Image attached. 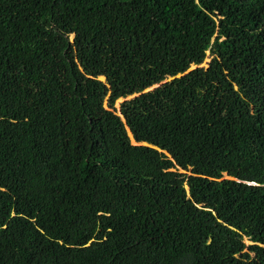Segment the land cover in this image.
Listing matches in <instances>:
<instances>
[{
  "label": "trees",
  "instance_id": "1",
  "mask_svg": "<svg viewBox=\"0 0 264 264\" xmlns=\"http://www.w3.org/2000/svg\"><path fill=\"white\" fill-rule=\"evenodd\" d=\"M0 264H264V0H0Z\"/></svg>",
  "mask_w": 264,
  "mask_h": 264
},
{
  "label": "rangeland",
  "instance_id": "2",
  "mask_svg": "<svg viewBox=\"0 0 264 264\" xmlns=\"http://www.w3.org/2000/svg\"><path fill=\"white\" fill-rule=\"evenodd\" d=\"M210 60H211V58H210V56L208 55L207 58H206V60H205V62H204L200 67L207 68V67H208V64H209V62H210ZM193 68H195V67L193 66L192 69H193ZM101 80H104V79L101 78ZM123 101H124L123 99L118 100L117 103H116V107L118 108L119 105L121 104V102H123ZM180 172H183V171L180 170ZM246 244L249 245L250 243H249L248 241H246Z\"/></svg>",
  "mask_w": 264,
  "mask_h": 264
}]
</instances>
